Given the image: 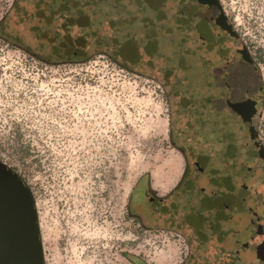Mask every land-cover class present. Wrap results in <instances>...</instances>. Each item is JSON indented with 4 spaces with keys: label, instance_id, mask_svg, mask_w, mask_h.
<instances>
[{
    "label": "rangeland",
    "instance_id": "1",
    "mask_svg": "<svg viewBox=\"0 0 264 264\" xmlns=\"http://www.w3.org/2000/svg\"><path fill=\"white\" fill-rule=\"evenodd\" d=\"M218 1L233 30L242 14L264 33V0ZM42 10L0 0V163L32 193L44 264L180 263L184 237L146 227L130 202L142 182L165 194L192 161L173 143L172 78L142 49H118L106 24L91 30L99 46L89 37L80 49L85 62L44 63L59 62L48 37L62 23L50 16L38 35Z\"/></svg>",
    "mask_w": 264,
    "mask_h": 264
},
{
    "label": "flooded vegetation",
    "instance_id": "2",
    "mask_svg": "<svg viewBox=\"0 0 264 264\" xmlns=\"http://www.w3.org/2000/svg\"><path fill=\"white\" fill-rule=\"evenodd\" d=\"M238 16L236 29L229 26L252 67L256 83L249 78L251 71L246 69L243 56L238 54L239 63H235L227 45L221 46L218 63L206 57L207 93L204 106L199 108L194 102L190 108V137L186 136L184 121L173 104L176 140L181 139L184 145L180 147L176 140L173 143L181 155L192 158L190 165L165 194L153 189L148 181L137 186L134 193L132 206L139 210L146 227L148 222H155L176 236L185 238L187 232L191 239H198V230L203 231L205 258L189 257L181 264H264L260 257L264 233V33L257 17L246 20L242 14ZM258 99L260 112L252 113L250 101ZM198 132L203 133L208 145L214 143L211 150L219 157L224 204L216 209H194L191 184L198 178L194 174L195 157L201 151L195 144Z\"/></svg>",
    "mask_w": 264,
    "mask_h": 264
},
{
    "label": "water",
    "instance_id": "3",
    "mask_svg": "<svg viewBox=\"0 0 264 264\" xmlns=\"http://www.w3.org/2000/svg\"><path fill=\"white\" fill-rule=\"evenodd\" d=\"M137 16L143 29L144 50L157 65L172 72L171 99L190 137V108L204 106L206 57L220 61L221 46L227 45L235 63L243 56L246 69L252 67L237 43L218 0H137ZM253 75V77H252ZM255 78V77H254ZM253 83H256V79ZM259 88V87H258ZM252 113L260 102L250 101ZM194 209L219 208L224 204L219 186V157L196 133ZM256 146V145H255ZM257 147V146H256ZM206 149L209 151L207 152ZM264 260V242L260 243ZM0 264H44L36 210L30 189L6 165L0 163Z\"/></svg>",
    "mask_w": 264,
    "mask_h": 264
},
{
    "label": "trees",
    "instance_id": "4",
    "mask_svg": "<svg viewBox=\"0 0 264 264\" xmlns=\"http://www.w3.org/2000/svg\"><path fill=\"white\" fill-rule=\"evenodd\" d=\"M38 4L43 9L36 17L38 24H41L35 30L38 35H40L42 28L44 29L46 26L50 25V23L47 22L50 16L51 18L58 17V19H61L60 21L62 23L61 34H59V32H50L48 37V43L52 46V54L56 55L55 57L52 55L50 60H59V62L56 61L51 63L43 61L44 63L53 66L85 62L86 60L83 58L84 53L82 51L80 52V49L87 47L86 45L89 37L97 40L96 45L99 46V37L95 31L91 32V30L94 29L96 25L103 26L106 24L114 31L113 37L117 40L115 46L118 49L122 52L124 50V52H127V49L135 47L136 49L133 50V53H138V51L142 49L143 54L147 58L146 66H158L161 71L165 72V76L172 78V72L154 63L144 50L143 29L137 16V0H38ZM42 4L43 6L45 4V7H42ZM0 25H2V22ZM76 29H78L77 33L72 35V31ZM136 34L140 37L139 40L135 39ZM2 39L6 40L7 38L3 36ZM15 46L26 51L28 54H32L20 45ZM59 52H62V55L58 54ZM139 57L140 60L143 59L142 55H139ZM121 58L125 61V57ZM39 60L42 61L43 59ZM171 95L172 91L170 89L169 99L173 109ZM135 189L136 187H134L130 195L131 203L133 202ZM199 227L201 228L202 225ZM198 235V239L196 238V247L199 248L200 251H198V249L192 251V257L190 256L191 259L205 258L203 231L198 230ZM135 264L148 263L138 262Z\"/></svg>",
    "mask_w": 264,
    "mask_h": 264
},
{
    "label": "crops",
    "instance_id": "5",
    "mask_svg": "<svg viewBox=\"0 0 264 264\" xmlns=\"http://www.w3.org/2000/svg\"><path fill=\"white\" fill-rule=\"evenodd\" d=\"M155 188H156V187H155ZM189 236H190V234L186 232V233H185V238H184V239H186V237L188 238ZM188 239H189L188 241H187V239H186L187 242H190V241H191L190 244H188V245H189V249H188V250H189V255L191 256V252H192V251H196L197 249H198V251H200V249L196 247V246H197V244H196L197 242H196V240H195L196 237H194L193 239H191V238L189 237ZM192 240H193V241H192ZM190 256L185 255L184 258L181 257L180 263H178V264H181V262H182L183 260H184V261H185L186 259L188 260ZM191 257H192V256H191Z\"/></svg>",
    "mask_w": 264,
    "mask_h": 264
}]
</instances>
